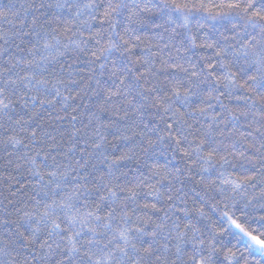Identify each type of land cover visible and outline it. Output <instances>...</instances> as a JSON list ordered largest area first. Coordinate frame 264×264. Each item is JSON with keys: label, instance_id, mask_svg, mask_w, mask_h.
<instances>
[{"label": "snow or ice", "instance_id": "6c2138e0", "mask_svg": "<svg viewBox=\"0 0 264 264\" xmlns=\"http://www.w3.org/2000/svg\"><path fill=\"white\" fill-rule=\"evenodd\" d=\"M0 146V264H264V0H0Z\"/></svg>", "mask_w": 264, "mask_h": 264}, {"label": "trees", "instance_id": "16d2710c", "mask_svg": "<svg viewBox=\"0 0 264 264\" xmlns=\"http://www.w3.org/2000/svg\"><path fill=\"white\" fill-rule=\"evenodd\" d=\"M2 3L7 4L8 0H2ZM44 115L47 114L44 113ZM39 122L45 123L43 120ZM21 135L24 134L21 133ZM109 139H113V137L110 135ZM8 152H13V155H8ZM18 157L19 153L16 150L9 147L6 152L3 146H0V200H4L5 203H7V200L28 199L32 195L29 185L31 177L28 172V165ZM9 160L13 163L8 164ZM17 164L20 165L19 168H17ZM17 189H20V191H17ZM22 193H26V195H22Z\"/></svg>", "mask_w": 264, "mask_h": 264}]
</instances>
